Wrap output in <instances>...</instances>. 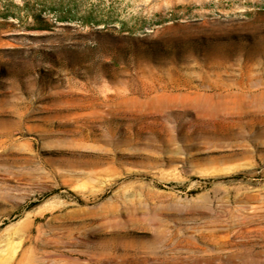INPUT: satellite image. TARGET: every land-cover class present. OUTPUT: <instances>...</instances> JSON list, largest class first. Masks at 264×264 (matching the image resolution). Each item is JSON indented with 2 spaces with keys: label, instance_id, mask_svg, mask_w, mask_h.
I'll list each match as a JSON object with an SVG mask.
<instances>
[{
  "label": "rangeland",
  "instance_id": "rangeland-1",
  "mask_svg": "<svg viewBox=\"0 0 264 264\" xmlns=\"http://www.w3.org/2000/svg\"><path fill=\"white\" fill-rule=\"evenodd\" d=\"M0 264H264V0H0Z\"/></svg>",
  "mask_w": 264,
  "mask_h": 264
}]
</instances>
